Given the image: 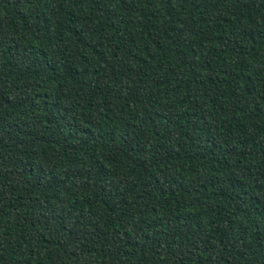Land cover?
I'll use <instances>...</instances> for the list:
<instances>
[{"label": "trees", "instance_id": "trees-1", "mask_svg": "<svg viewBox=\"0 0 264 264\" xmlns=\"http://www.w3.org/2000/svg\"><path fill=\"white\" fill-rule=\"evenodd\" d=\"M0 264H264V0H0Z\"/></svg>", "mask_w": 264, "mask_h": 264}]
</instances>
